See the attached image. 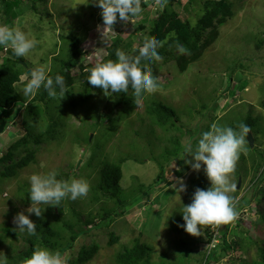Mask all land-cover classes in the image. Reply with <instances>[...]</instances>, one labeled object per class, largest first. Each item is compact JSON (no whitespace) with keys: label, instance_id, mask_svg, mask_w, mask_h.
I'll use <instances>...</instances> for the list:
<instances>
[{"label":"rangeland","instance_id":"obj_1","mask_svg":"<svg viewBox=\"0 0 264 264\" xmlns=\"http://www.w3.org/2000/svg\"><path fill=\"white\" fill-rule=\"evenodd\" d=\"M15 1L18 4L14 7ZM177 1L179 3L174 2L172 5L173 10L181 20H187L192 27L195 26L201 16V6L206 0ZM226 1L232 7V17L221 26H218L217 19L213 21V27L200 39V44L208 42L200 58L191 63L183 73L179 72L173 58L167 62L163 59L159 61L153 71V75L157 77L156 91L138 98L131 114L121 119L114 134L106 131L104 136L99 134V128L91 129L95 118L92 117L97 113H105L107 98L102 91L91 94L92 97L87 102L81 101L79 87L76 85L68 97L50 102V111L46 115L45 103H31L33 96L23 95L22 88L26 81L21 79L16 89L26 101L17 109L8 129L0 134V155L6 151L8 144L25 133V128L36 134L45 130L51 120L58 121L63 126L57 128L61 132L59 136L37 146L34 163L19 170L16 176L0 182V234L5 225L16 227L13 220L21 212L29 215L30 219H46L55 223V217L49 214L53 212L62 218L55 219L60 223L71 220L73 211L79 214L76 215L80 216L81 221L85 220L90 210L94 214L99 211L101 204H90L88 193L86 197L75 201L66 198L62 213L56 207L46 211L49 207L43 206L45 210L41 217L28 214L26 210L31 204H25L22 199H26L24 192L30 188L28 178L32 174L46 175L56 171L58 175H70L69 181L74 178L84 179L89 184H94L99 160L137 155L139 159L144 160L140 163L129 160L121 168L123 175L120 186L129 195L134 187L137 188V184H152L159 173L157 165H165V177L172 181L171 184L177 179H182L190 194L188 190L177 193L171 184L162 183L151 193L147 204H139L132 211L116 217L109 226L97 230L93 226L81 225L86 232L80 235L74 247L62 256L72 260L79 254L81 247L89 248L94 243L98 252L87 264H117L115 256L122 252L124 247L132 246L134 239H139L152 248L151 262L156 263L161 253L172 251L179 236L169 229L168 219L172 209L184 205L185 198L195 192L189 187L192 185L191 181L196 180L195 175L200 174L202 179L207 180L202 169L195 172L184 163V159H191L184 158L185 145L191 142L195 146L201 133L210 130L214 124L232 127L237 132L240 131L241 124H249L250 134L254 139L253 147L245 141L235 171L230 175V183L236 187L229 194L239 205L250 203L238 210L240 228H234L235 224H232V230L226 233V240L231 242L245 239L250 244L243 242V253L220 251V259L212 264H243L236 262V258L247 263L258 259L257 246L253 242L251 244V241L264 247V225L259 217L264 214V0ZM4 2L14 8L6 13L1 12L0 24H5L4 19L7 25L19 24L25 32L41 41L38 48L42 50V54L38 56V60L40 64L47 65L49 74L59 67V61L66 56L71 36L84 38L80 44L81 51L85 54L83 64L94 65L106 55L105 49L110 46V39H120L121 46L130 45L132 49L136 48L140 39L148 38L152 21L163 10L156 6L155 0L139 18L123 22L117 20L113 25L114 33H105L107 36L104 37L101 9L95 5L94 0ZM23 7L30 9L25 13ZM209 32H215L214 41H211ZM59 35L65 37L60 39ZM8 52L2 57H11ZM24 60L27 71L36 66L31 58ZM18 63L23 64L22 61ZM77 74L75 69L73 75ZM70 99L75 100L73 108L69 107ZM151 99L163 103L176 113L174 129L161 128L148 117L145 104ZM122 109L123 105L114 106L111 117L118 116ZM29 110L35 113L36 121L27 115ZM2 115L0 110V117ZM109 125L105 120L100 127ZM122 131H126L124 136ZM86 136L89 146L84 143ZM171 137L180 140L181 153L173 151L174 148L168 141ZM165 149L169 151L168 156H165ZM20 154L16 157L25 155L23 151ZM150 156L154 157V160L150 159ZM176 170H181L182 174L178 175L174 172ZM207 184L210 185V182ZM176 186L179 187V184ZM155 198H159V203L154 202ZM144 221L147 223L145 226L142 225ZM99 222L97 218L96 223ZM241 229L251 238L250 241L247 240L248 237L245 238L246 234L239 233ZM205 231V228L202 229L203 234L193 239L191 255L194 257L200 251H208ZM111 232L118 241L109 246ZM61 234L64 238L68 232ZM219 244L220 236L216 247ZM9 247L18 254L25 252L28 244L21 236L16 240L7 238L4 242L0 241V252H3L6 258ZM178 262L181 264L182 260Z\"/></svg>","mask_w":264,"mask_h":264},{"label":"trees","instance_id":"obj_2","mask_svg":"<svg viewBox=\"0 0 264 264\" xmlns=\"http://www.w3.org/2000/svg\"><path fill=\"white\" fill-rule=\"evenodd\" d=\"M153 1L155 0H142L141 7L143 11H145L146 8L151 3H153ZM175 1L179 3L177 0H166L163 10L150 25L148 39L160 41L162 46L158 48V52L163 57V61L167 62L173 58V60L176 61V66L179 72L183 73L191 63L197 61L203 54V50L207 47L208 42H202V44H200V39L202 38L203 34H205V32L209 31L213 27V21L217 19L218 26H221L228 18L232 17L233 12L230 3H228L226 0H206L201 6V16L197 20L196 25L192 27L189 21L181 20L179 15L173 10L172 5ZM17 4V1H15L14 7L17 6ZM14 7H12L11 4L4 2V0H0V14L1 12L6 13V11H11V9ZM209 34L211 35V41H214L216 39V36L214 35L215 32H209ZM62 37L65 36H60V39H63ZM83 39L84 38H80L78 36L70 37L69 48L66 51V56H64V58L59 61V67L55 70H52L49 75L52 77H55V75H62L64 77L67 87V93L65 94V97H68L71 94V91L77 85L79 87L80 100L87 102L92 97L91 94L100 92L102 90L98 87L90 85L86 80L88 73L85 71V69L94 67L95 64H83L85 61V54L82 53L80 48V44L83 42ZM110 40V46L105 49L106 55L99 62L116 60L117 49H123L122 51L130 56L138 55V49L145 42V39H140L139 45L132 49L130 45L121 46L120 39ZM178 45L186 47L190 54H180L178 52ZM2 49L3 48H0L1 52H3ZM8 53L11 55V57H4L2 63L0 64V110L3 113V115L0 117V124L2 121H5V127H8L10 123H12V119L14 118V114L16 113L17 109L26 101L16 89V85L21 81V76L27 71V69L18 63V61L25 62V60L24 58H14L11 54V50ZM158 62H153L151 65H145L142 63L141 66L150 68L153 72L155 65H157ZM75 69L78 72L76 76L73 75ZM129 91L130 92L128 93H120L119 95H113L111 97L106 96L107 102L104 106L105 113H97L92 117L95 118L91 129L98 130L99 128L98 131H101L99 134L104 136L106 135V131L108 133L110 132L111 134H114L116 131V124L120 122L122 118L131 113L137 102V98H139L134 95V92L131 88ZM70 100L71 104L69 107L73 108L76 104L74 102L75 100ZM56 101L57 99L55 100L50 98L43 88H41L32 99H30L31 103H45L46 115H48L50 111L49 103ZM116 105H123L124 109L118 113V116L113 118L111 117L110 113L113 111V108ZM145 105L146 114L153 120V123L167 130L170 128L174 129V124H176V113L172 109L155 99L147 101ZM262 107H264V100L262 102ZM27 115L29 117L31 116L32 120L36 121L34 112L29 110L27 111ZM105 120L108 121L110 125L107 127H100ZM58 126H63V124H60L58 121L51 120L45 130L34 134L30 129H28L29 131L25 129V133L22 136L15 138L9 144L7 150L0 155V167H2V170H0V182L16 176L19 170L24 169L30 163H34L37 146L41 143L49 142L53 138L59 136L61 132L57 129ZM248 127L250 128L249 124ZM190 137L193 138V136ZM87 138L88 136L84 138V143L89 146ZM168 141L172 145L171 147L174 148L173 151H178L181 153L182 146L180 144V140L171 137L168 139ZM22 151L25 153V155L20 158L16 157ZM164 153L165 156L169 155V151L166 149ZM151 158L154 160V157L150 156V159ZM128 160H134V162L140 163L144 159L141 160L136 155L132 157H118L115 159L103 158V160L101 159L98 161L99 169L96 172V177L94 180L95 183L89 184V201L90 204H95L98 202L101 204V207L95 214L90 210L84 221H81L80 216H77L79 214L73 211V218L71 220H64L58 223L55 219L62 218H59L58 215L50 212L49 214H51L52 217H55V219L52 217L51 218L52 220L54 219L56 224L53 221L49 222L46 219H31L37 226V235L31 237L19 233L14 225H5L1 229V242H4L7 238L16 240L19 236H21L28 244V249L25 252L18 254H16L15 250L11 251L9 247V253L7 254V264H25L26 259L29 258L33 251L37 248H47L53 252H59L61 255H63L66 251L72 249L77 238L86 232L82 229L81 225L93 226L94 229L97 230L109 226L112 222H114L116 217H121L126 214L127 211H132V209L134 207L137 208L139 204H147L149 201V196L158 185L162 183H165L166 185L171 184L172 181L166 179L165 177V165H157L159 173L156 179L153 180L152 184L148 186H145L144 184H137V188L134 187V189L130 191L131 194L129 195L120 186V181L123 175L121 169L122 164ZM174 172L178 173V175L179 173L182 174L181 170H176ZM195 178L196 180L191 181L192 185L189 186L190 188L192 187L194 190H196L197 188L207 189L210 187V185L207 184L208 179H202L200 174L195 175ZM57 179L69 181L70 175H58ZM188 193L190 194L189 190ZM193 194L194 193L185 198L184 205H179L173 208L172 214L168 219L169 229L175 234H179L175 240L172 251L161 253L159 255L158 261L156 263H152V248L149 245L140 242L139 239H134L132 246L124 247L123 251L115 256V263L179 264L178 260H182L181 264H212L220 259V251H223L224 253L229 251L243 253L245 248H243L242 244L243 242L245 244V239L244 241L232 240L231 242H227L226 240V233L232 230L230 229L233 228L232 224H235L234 228H240L241 220H239L237 217L235 221L227 225L212 227V229H210L211 227H205L207 243L209 244L213 239V231H217L216 238L219 239L220 236V244L213 250H208L207 252L200 251L196 254V257L191 255V252H193V239L195 237L187 234L183 228L178 227V225L183 224V206H187L191 203ZM24 196H26V199L23 198L22 201L25 204H31L29 198V189L24 192ZM164 196L165 195H163V198ZM235 200L236 199L233 198V205ZM165 201L166 200L164 199V203ZM154 202L156 204L159 203V198H155ZM249 203L239 205L236 202L234 205V207L237 206L235 207V210L238 211L243 206L249 205ZM64 204L65 201L63 200L59 206H56V209L59 210L60 213H62ZM49 209L52 208L49 207L46 209V211ZM259 217L261 218V222L264 225V214L259 215ZM97 218L100 221L99 223H96ZM145 224L147 223L144 221L142 225L145 226ZM75 229L77 230L75 231ZM63 232H68V235L64 238L62 237L63 234H61ZM239 233L246 234L242 229L239 231ZM109 236L110 239L108 245L112 246L116 244L118 238L115 237L114 233L111 232ZM246 237H248V235L245 236V238ZM247 240L250 241L251 238L248 237ZM252 242L255 246H257L258 259L254 262L247 263L242 259L236 258V262L243 264H264V247H261L258 242L256 243L252 240L251 244ZM246 243L250 244V242ZM97 252L98 247L94 243L91 244L89 248L81 247L77 256H75L72 260L67 259V264H87L94 258Z\"/></svg>","mask_w":264,"mask_h":264},{"label":"clouds","instance_id":"obj_3","mask_svg":"<svg viewBox=\"0 0 264 264\" xmlns=\"http://www.w3.org/2000/svg\"><path fill=\"white\" fill-rule=\"evenodd\" d=\"M94 3L101 9L104 37L107 36L105 33H114L113 25L118 19L129 21L132 18H139L143 12L142 0H94ZM165 4L166 0H156L158 8L162 9ZM4 23L0 24V47L3 48V52L0 50L1 63L4 58L2 56L10 49L14 58H31L32 63L36 65L21 76V79L26 81L22 88L23 95L34 96L43 88L50 98L59 101L63 99L67 93L64 77L62 75L50 76L47 65L39 63L38 56L42 54V50L38 46L41 41L25 32L19 24L7 25L5 19ZM161 46L160 41L145 38V42L138 49V55L130 56L117 49L116 60L98 62L94 67L86 68L85 71L88 73L86 80L90 85L100 88L104 95L109 97L128 93L130 88L136 97L151 94L157 89V77L153 75L150 68L141 65L142 63L151 65L153 62L161 61L163 57L158 52ZM178 52L190 54L189 50L181 45H178ZM25 65L24 67L22 64L24 68H27L26 63ZM5 126L2 133L8 129ZM239 128L240 131L237 132L232 127L214 124L211 129L209 127L210 130L201 133L195 146L189 142L184 147V158L191 157V159H184V163L195 172H200L202 169L211 185L207 189L197 188L191 198V203L183 206V224L178 227L183 228L193 237L201 236L202 229L205 227L227 225L238 217V211L233 205V197L229 194L236 187L230 183V175L235 171L236 163L246 141L245 138L251 131L245 124H241ZM125 132L122 131L123 136ZM72 169L75 171L74 167ZM57 176L56 171H51L46 175L32 174L28 178L31 201V206L26 210L28 214L41 217L45 210L43 206L56 207L66 198L75 201L88 195L90 185L86 180L74 178L66 181L57 179ZM177 184L179 187L176 186ZM170 186L177 193L186 191V185L182 179H177ZM13 223L21 234L29 237L37 235V226L29 215L23 212L18 213ZM213 232L215 233L207 250L215 249L218 244L217 231ZM7 261L3 252H0V264H7ZM25 264H67V259L59 252L37 248L26 259Z\"/></svg>","mask_w":264,"mask_h":264},{"label":"water","instance_id":"obj_4","mask_svg":"<svg viewBox=\"0 0 264 264\" xmlns=\"http://www.w3.org/2000/svg\"><path fill=\"white\" fill-rule=\"evenodd\" d=\"M23 66L25 67L26 65L23 63ZM5 124H6V122H4V121L0 124V133L3 132V128H4ZM246 141H247V143L249 144L250 147H253V142L254 141H253L252 135L250 133L247 134ZM238 186H239V184H238Z\"/></svg>","mask_w":264,"mask_h":264},{"label":"crops","instance_id":"obj_5","mask_svg":"<svg viewBox=\"0 0 264 264\" xmlns=\"http://www.w3.org/2000/svg\"><path fill=\"white\" fill-rule=\"evenodd\" d=\"M30 8H27V7H23L22 10H24L25 13H27V11L29 10ZM1 18V17H0Z\"/></svg>","mask_w":264,"mask_h":264}]
</instances>
